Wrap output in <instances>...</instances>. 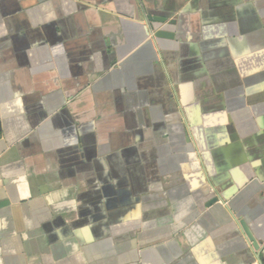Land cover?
I'll list each match as a JSON object with an SVG mask.
<instances>
[{
    "label": "crops",
    "instance_id": "crops-1",
    "mask_svg": "<svg viewBox=\"0 0 264 264\" xmlns=\"http://www.w3.org/2000/svg\"><path fill=\"white\" fill-rule=\"evenodd\" d=\"M0 264H264V0H0Z\"/></svg>",
    "mask_w": 264,
    "mask_h": 264
},
{
    "label": "water",
    "instance_id": "water-1",
    "mask_svg": "<svg viewBox=\"0 0 264 264\" xmlns=\"http://www.w3.org/2000/svg\"><path fill=\"white\" fill-rule=\"evenodd\" d=\"M157 19V18H156ZM160 21H164V20H160ZM241 227L246 235V237L248 238L249 242L252 244V247L255 250H258V244H257V240L254 238L251 230L248 228V226L246 224H244L243 222L241 223Z\"/></svg>",
    "mask_w": 264,
    "mask_h": 264
}]
</instances>
